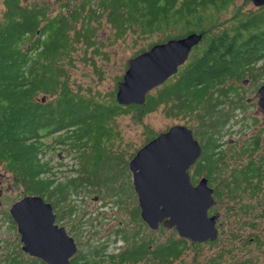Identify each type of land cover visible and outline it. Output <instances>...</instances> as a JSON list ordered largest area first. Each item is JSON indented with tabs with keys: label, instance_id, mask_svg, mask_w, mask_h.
Returning a JSON list of instances; mask_svg holds the SVG:
<instances>
[{
	"label": "trees",
	"instance_id": "1",
	"mask_svg": "<svg viewBox=\"0 0 264 264\" xmlns=\"http://www.w3.org/2000/svg\"><path fill=\"white\" fill-rule=\"evenodd\" d=\"M230 1L80 0L73 5L70 1L63 5V8H71L68 14L59 11L50 17L46 6L36 3L24 6L21 0H5L7 10L0 20V164L15 174L26 193L41 195L56 207L61 200L59 195L66 199L73 186L83 192L84 185H106L116 179V168L121 160L123 162V156L114 148L116 139L122 137L114 125L117 116L134 111L140 118L158 105L174 101L173 107L178 112L199 113V134L206 138V143H203L198 169H208L210 182H217L221 178L219 163L224 162L223 150H218L219 138L228 114L230 116V112L226 113L220 106L221 98L230 100V93L238 90L233 83L230 87L217 86L228 78H244L249 67L253 68L264 54V13L261 14L264 8L250 14L238 11L230 20L231 24L214 31L222 25L217 13ZM101 18L115 30L116 38L131 33L137 42L151 39L155 34L172 33L155 41L151 39L137 53L158 42L195 31L203 33L204 37L180 71L166 81L157 94H148L142 105H122L114 97L101 100L80 94L73 88L63 63L67 57L72 60L70 50L74 42L82 38L87 46L92 45L95 30L92 21L101 25ZM79 21L81 28L76 29L73 38L70 30L75 29ZM47 136H56V144L77 152L80 170L76 178L57 182L50 161L40 160L39 154L45 152L43 139ZM242 183L246 185L245 194L255 196L263 191L261 184L252 186L248 174L238 185ZM231 191V196L236 198L237 193L234 189ZM222 194L223 190H218L216 185L215 196L220 198ZM133 212L139 215V208ZM124 238L129 243L119 253H104L103 248V252L94 250L100 257L98 262L136 264L141 260L149 262L153 257L161 264H169L182 259L188 245L186 238H170L154 245L152 250L153 237ZM194 243L200 250L201 243ZM88 255L73 259L72 264H91L86 258ZM147 255L150 258H146ZM196 258L193 264H197ZM216 258L212 263L218 262ZM10 263L44 264L39 258L21 259L20 256H14Z\"/></svg>",
	"mask_w": 264,
	"mask_h": 264
},
{
	"label": "rangeland",
	"instance_id": "2",
	"mask_svg": "<svg viewBox=\"0 0 264 264\" xmlns=\"http://www.w3.org/2000/svg\"><path fill=\"white\" fill-rule=\"evenodd\" d=\"M69 1V4L73 5L80 0H21V4L25 6L36 3L38 6H46L48 15L53 17L59 11L68 14L71 8H63V5ZM261 8L256 7L250 0H231L224 10L219 11L220 13L216 12L222 25L214 31H221L225 25L231 24L230 20L238 11L250 14ZM5 10H7L5 0H0V20L3 18ZM263 13L264 10L261 14ZM261 14L254 15H259L260 18ZM103 20L104 18H101V25L92 21L95 27L91 40L92 45L87 46L82 38L74 42L70 50L72 60L67 57L63 63L75 90L86 97L92 96L108 100L116 98L118 83L123 79L129 60L140 54L137 53L139 49L146 46L151 39L155 41L172 33L155 34L151 39H138L136 42L133 40L136 37L131 33L125 37L116 38L115 30L104 24ZM80 28L81 21L77 22L75 29L70 30L73 38H75L76 29ZM89 40L87 39V41ZM164 83L150 90L148 94H157ZM232 83L240 88L238 91H246V97L251 99V102H246L245 111H241L238 109L242 104L238 100L237 92L230 93V100L228 97L221 98L220 106L226 113L230 112L229 119L226 120L219 138V142L221 141L224 147V167L219 163V173L224 174L219 180L217 179V182L209 184L211 188L215 189L218 185V190H223L220 198L214 195L216 204L209 209L210 215L218 213L220 216L217 221L219 236L215 241L198 242L201 243L200 250L196 249V243L186 238L188 245L184 250L185 255L182 259L173 260L169 264H193L195 257H197V264H214L212 261L215 257H218L216 264H264V190L255 196L244 193L245 183L238 185V182H241L244 174H247L241 170V167L248 158L243 156V162L235 161L234 158L236 156L234 151L237 148L235 146L236 139L241 133L243 137L245 131H249L251 128L243 125L250 126V123H254L255 118L259 120L258 125L264 124V111L258 105L259 94L257 92L258 86L264 83V59H259L253 68L249 67L244 78L239 80L228 78L217 87H230ZM39 97L42 98V95ZM173 102L160 104L140 118L134 115V111H130L117 116L114 120L115 127L120 130L122 135L116 139L114 148L123 156V162L121 160L120 165L116 168L117 171L114 173L116 179L113 183L84 185L81 187L85 189L83 192L79 189L75 190L73 186L68 190L66 199L59 195L62 201L60 206L65 210L66 217L61 222L57 216L54 223L59 226L60 224L65 225L69 232L71 228L78 232L80 235V241L77 240L79 249L92 252L95 247L101 246L106 253L116 254L123 248H127L129 243L123 241L121 234L139 239L155 238V242L151 246L152 250L154 245L158 246L170 238H182L176 228H167L161 224L158 229H152L145 221L141 220L140 216L132 214V211H136L139 207V200L134 188L133 173L130 170L129 161L138 150L149 140L177 124L185 125L191 129L195 139L201 145L206 143V138L199 134V113L178 112L175 110L176 107H173ZM243 112H246L245 115ZM55 138L56 136L44 137L45 152L42 151L39 158L42 162L50 161L54 167L57 182H66L67 178L78 176L80 161L76 157L75 150H66L65 146L56 144ZM230 140L231 142H229ZM230 146L233 148L230 149ZM131 154H133L132 157ZM120 168L122 169L119 171ZM43 176L45 175L43 174ZM219 181L220 183H218ZM231 189L237 193L236 198L231 196L233 195ZM27 195L30 194L25 192V186L16 179L15 174L0 164V264L10 263L14 256H20L21 259L34 258L23 251L21 234L10 214L12 205ZM127 198L129 200H126ZM246 203L249 205L245 206ZM73 206L77 208L75 211L71 210ZM70 233L74 236V233ZM183 238L185 239V237ZM104 243L108 245L103 247ZM196 253H198L197 256ZM219 254H222V257H219ZM146 258H150L149 255ZM248 259L253 262H245ZM136 264L161 263L152 257L149 262L141 260Z\"/></svg>",
	"mask_w": 264,
	"mask_h": 264
},
{
	"label": "water",
	"instance_id": "3",
	"mask_svg": "<svg viewBox=\"0 0 264 264\" xmlns=\"http://www.w3.org/2000/svg\"><path fill=\"white\" fill-rule=\"evenodd\" d=\"M254 2L264 4V0ZM203 37V33L191 32L156 43L131 58L118 83L117 102L144 104L148 92L175 75ZM259 92L264 108V85ZM201 153L202 146L192 130L177 124L147 142L129 161L142 218L152 229L163 224L193 242L217 240L220 216L209 214L216 204L214 189L207 179L194 185L189 174ZM10 214L17 223L24 252L51 264L70 263L77 245L64 227L55 225L51 203L41 195H27L12 205Z\"/></svg>",
	"mask_w": 264,
	"mask_h": 264
},
{
	"label": "flooded vegetation",
	"instance_id": "4",
	"mask_svg": "<svg viewBox=\"0 0 264 264\" xmlns=\"http://www.w3.org/2000/svg\"><path fill=\"white\" fill-rule=\"evenodd\" d=\"M250 1H252L255 4L254 0H250ZM255 6L258 7V8L259 7L261 8V7L264 6V4L259 5V6L255 4ZM261 59H264V54H262V58ZM263 85H264V83L259 85L258 88H257V92L259 94V96H258V105H260V99H261V94H260L259 90H260V88ZM239 89L240 88H238V90ZM238 90H237V93H238V96H239L238 100L242 104L240 106V108H238V109H241V111H245V109H246L245 103L246 102H248V103L251 102V99H248L246 97V91H244V90L243 91H238ZM262 109L264 111V108H262ZM245 113L246 112H243L244 115H245ZM258 121L259 120L257 118H255L254 123H250V126H248L247 124L243 125L244 127H251V128H249L250 129L249 131H247V130L245 131V134H244L243 137L241 136L242 135L241 131H239L241 134H239L238 138L236 139V143H235L236 145L235 146H237V148H236V151H234L235 155H236L234 158H235V161H240V162H243V158H242L243 156H246L248 158L247 161L245 163H243V165L241 167V170H243V172H247L248 178L249 179L251 178V180H252V186L255 185V184H261L260 186L264 190V124H259L258 125V123H259ZM229 142H231V140ZM201 146H202V153H203L204 144H202ZM231 148H233V146H230V149ZM218 150H220V152L222 150L224 151V147H223L221 141H220V145L218 147ZM202 153H201V155H202ZM201 155H200V158H198L197 161L189 168L190 179L192 178V180L194 182V185H198L200 183V181L203 180V179H207L208 184H214L215 181L212 182V183L210 182V178H209V175H208L209 172L207 171L208 169H206V170H204L205 168H202L201 170L198 169V166L201 163L200 162L201 161ZM223 163H222V167H224ZM223 170H224V168H223ZM223 174L224 173L221 174V177H222ZM245 175L246 174H244V177H245ZM219 179L220 178H218V180ZM192 180H191V182H192ZM218 183H220V181ZM245 183H247V181ZM214 192H215V189H214ZM261 193H259V194H261ZM126 200H129V199L127 198ZM46 202L51 203L50 201H46ZM59 203L60 204H58L56 207L53 206V210H54V213H55L56 217L59 216L58 219L61 220V222H63V220L66 217L65 210L62 209L63 208L62 206H60L61 203H62L61 200H60ZM138 208H139V215L138 216H140L141 220L144 221L143 218H142V215H141L140 205H139ZM76 209H77L76 206L71 207L72 211H75ZM132 214H134V216H136V214L133 211H132ZM16 225H17V223H16ZM160 226H161V224H160ZM59 227H64L66 232H67V234L69 236L73 237V239L75 240L76 245H77V240L80 241V235L78 234V232H75L71 228L70 232L74 233V236H73L68 231V229H67V227L65 225L60 224ZM125 233H127V230H125ZM124 236H123V238L121 236V238L125 242ZM126 237H129V236H126ZM104 245L106 246V243L103 244V247H104ZM21 246H22V249H23V244L22 243H21ZM94 250H99V251L103 252L101 246L100 247H95L92 252H87V251L83 250L82 248L79 249V245H77V252L71 257L69 264H72L73 259H75L77 257H80L82 259L86 255V253L89 254L86 258H88L90 260L91 264H109V262H107V263L98 262V259H100V257L96 256V254L94 253ZM104 253H106V252H104ZM108 254H114V253H108ZM43 262H44V264H51V263H48L46 261H43ZM85 263H87V262H83V264H85ZM3 264H5V263H3ZM7 264H15V263H7ZM16 264H18V263H16Z\"/></svg>",
	"mask_w": 264,
	"mask_h": 264
}]
</instances>
